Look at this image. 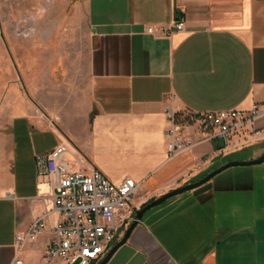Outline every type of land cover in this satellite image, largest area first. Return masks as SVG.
I'll use <instances>...</instances> for the list:
<instances>
[{
  "label": "crops",
  "instance_id": "obj_1",
  "mask_svg": "<svg viewBox=\"0 0 264 264\" xmlns=\"http://www.w3.org/2000/svg\"><path fill=\"white\" fill-rule=\"evenodd\" d=\"M86 3L95 38L89 58L94 114L83 132L64 142L35 118L11 120L0 151V264H13L16 256L24 264H47L43 256L57 216L38 167L58 144L66 146L71 169H95L113 183L131 178L147 201L238 160L235 153L251 152L248 160L264 153L262 118L257 135L204 143L169 159L165 113L167 107L198 113L264 104V0ZM178 21L183 31L147 33ZM194 130L185 134L198 140ZM259 173L264 170L234 174L232 184L214 178L152 208L107 264H264ZM43 215L45 232L19 248L16 235Z\"/></svg>",
  "mask_w": 264,
  "mask_h": 264
},
{
  "label": "rangeland",
  "instance_id": "obj_2",
  "mask_svg": "<svg viewBox=\"0 0 264 264\" xmlns=\"http://www.w3.org/2000/svg\"><path fill=\"white\" fill-rule=\"evenodd\" d=\"M94 45L86 0H0V151L15 116L35 118L63 142L83 132L94 114L89 93ZM250 153L232 157L245 161ZM252 170H264V162L231 167L213 179L230 182L234 174ZM259 186L264 190L261 179Z\"/></svg>",
  "mask_w": 264,
  "mask_h": 264
},
{
  "label": "built area",
  "instance_id": "obj_3",
  "mask_svg": "<svg viewBox=\"0 0 264 264\" xmlns=\"http://www.w3.org/2000/svg\"><path fill=\"white\" fill-rule=\"evenodd\" d=\"M184 28V22L178 21L170 29L149 27L147 33L163 37ZM165 113L170 122L167 153L172 159L204 143H226L232 137L259 134L256 123L264 118V104H254L246 111L198 113H180L167 107ZM188 127H194L198 140L185 134ZM66 152V146L58 144L38 167V177L46 178L45 184L52 191L50 212L57 216L43 260L47 264H99L119 231L125 232L147 199L131 178L113 183L98 170L71 169ZM45 217H38L24 234L16 235L19 248L45 232ZM13 264L24 262L16 256Z\"/></svg>",
  "mask_w": 264,
  "mask_h": 264
},
{
  "label": "water",
  "instance_id": "obj_4",
  "mask_svg": "<svg viewBox=\"0 0 264 264\" xmlns=\"http://www.w3.org/2000/svg\"><path fill=\"white\" fill-rule=\"evenodd\" d=\"M263 162H264V153L262 155H260L258 158L252 159V160H245V161L232 160V161H229V162L223 164L222 166L216 168L215 170L211 171L210 173H208L207 175H205L203 178L199 179L198 181L187 184V185L182 186L180 188H176L174 190H171V191L167 192L166 194L162 195L161 197L152 200L150 203L146 204L144 207H142L141 209H138L136 211L133 222L125 230V232H124L123 236L120 238V240H118L109 249V251L107 252L105 257L103 258V260L99 264H107L110 261L112 256L116 253V251L127 242V240L129 239V237H130L131 233L133 232V230L135 229V227L141 222L144 214L146 212H148L149 210H151L152 208L160 206L162 203H164L165 201H167L168 199H170L172 197L179 196V195L183 194L184 192H189V191L195 190V189L203 186L204 184H206L207 182L212 180L215 176L219 175L220 173L224 172L225 170H227L231 167H249V166L259 165Z\"/></svg>",
  "mask_w": 264,
  "mask_h": 264
},
{
  "label": "trees",
  "instance_id": "obj_5",
  "mask_svg": "<svg viewBox=\"0 0 264 264\" xmlns=\"http://www.w3.org/2000/svg\"><path fill=\"white\" fill-rule=\"evenodd\" d=\"M152 200H154V199L148 200L145 204H143V205L140 207V209H141L142 207H144L146 204L150 203ZM115 243H116V242H115ZM115 243H113V245H114Z\"/></svg>",
  "mask_w": 264,
  "mask_h": 264
}]
</instances>
